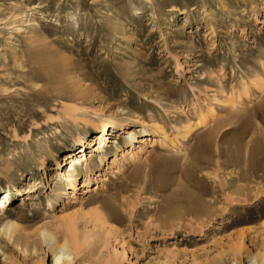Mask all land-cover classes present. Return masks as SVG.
I'll list each match as a JSON object with an SVG mask.
<instances>
[{
	"label": "rangeland",
	"instance_id": "rangeland-1",
	"mask_svg": "<svg viewBox=\"0 0 264 264\" xmlns=\"http://www.w3.org/2000/svg\"><path fill=\"white\" fill-rule=\"evenodd\" d=\"M0 204V264L263 259L264 0H0Z\"/></svg>",
	"mask_w": 264,
	"mask_h": 264
},
{
	"label": "bare ground",
	"instance_id": "bare-ground-1",
	"mask_svg": "<svg viewBox=\"0 0 264 264\" xmlns=\"http://www.w3.org/2000/svg\"><path fill=\"white\" fill-rule=\"evenodd\" d=\"M203 121V120H202ZM200 126L199 125V123H196V127H198V126ZM202 125V124H201ZM205 125V124H204ZM203 125V126H204ZM96 129H99L98 130V132H102V133H104L105 132V128H106V126L103 124V123H100L99 125H97V126H94ZM205 127V126H204ZM203 127V128H204ZM201 128V127H200ZM197 129V128H196ZM100 133H97L94 137H96L95 138V143H96V141H97V145L99 146V145H102L103 144V135H99ZM132 136V134H131V132H129L128 133V137L130 138ZM84 140H85V135H84V133H80V134H78L77 135V137L74 139V141H73V143L75 144V145H77L78 147H81V146H83L84 145ZM141 143H144L143 142V140H139ZM73 147H74V145H73ZM102 147V146H101ZM75 150L74 149H67V152H66V154L64 155V161H67L68 159H71L72 158V156L70 155V154H72L73 152H74ZM79 151H81V149L79 150ZM54 161H55V164L57 165V166H59L58 165V162H57V160L56 159H54ZM72 161H73V158H72ZM93 158H92V160H90L89 161V163H86L85 165H84V170L86 171V175H87V173H88V168H89V166L93 163ZM74 163H73V166H72V164H70L71 166H72V168H71V171L69 172V176H71V180H70V183L72 184V187H74V183H75V181H76V174H74V172H73V170H75V168H77L78 166H81V164L80 163H78V162H80V161H73ZM84 164V163H83ZM42 165H43V162H42ZM69 165V164H68ZM3 203H5V202H3ZM3 204H0V210L2 211V209L3 208H5L4 206H2ZM104 208L106 209V217L104 216V221L105 222H116V223H118L119 222V219L117 218V215L115 214V211H113L112 209H110L109 208V206L108 205H106V206H104ZM3 212V211H2ZM96 212V211H95ZM108 212V213H107ZM97 216V215H96ZM99 216H100V214H99ZM101 217V216H100ZM98 219V218H97ZM102 219V218H101ZM100 219V221H102ZM12 224H14V223H12ZM11 224V225H12ZM102 224H104V222L102 223ZM10 225V226H11ZM13 227H14V225H12ZM103 226V225H102ZM74 227L75 226H73V225H70L69 226V229H71V232L69 233V232H67V233H69V235H67L64 239H62L61 241L58 239V237H56L53 233H51L50 231H48V229L47 228H42V229H40L39 230V233H40V237L42 238V240L44 241V242H48L49 244H50V246H49V252L53 255V260H54V264H63L64 262H66V261H69L70 260V256H71V253H73V255H74V258L75 257H77V253H79V249H78V246H77V238H76V231H75V233H74ZM16 228V227H15ZM101 228H103V227H101ZM17 229H18V227H17ZM11 231H13L12 230V228H11ZM38 231V230H37ZM36 231V232H37ZM70 231V230H69ZM14 232V231H13ZM13 232H12V234H13ZM15 234V233H14ZM8 236H9V234H8ZM11 236V235H10ZM12 237V236H11ZM239 240V245L241 244V242H242V235H240L239 236V238H238ZM12 242H13V240H12ZM21 245V244H20ZM259 262H261V264H264V257H263V259H261V260H259ZM259 262H257V259L256 260H254V264L256 263H259Z\"/></svg>",
	"mask_w": 264,
	"mask_h": 264
}]
</instances>
